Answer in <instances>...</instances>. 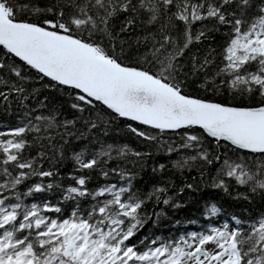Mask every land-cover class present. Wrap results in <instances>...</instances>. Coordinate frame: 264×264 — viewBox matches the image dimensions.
Segmentation results:
<instances>
[{"label":"snow or ice","instance_id":"obj_1","mask_svg":"<svg viewBox=\"0 0 264 264\" xmlns=\"http://www.w3.org/2000/svg\"><path fill=\"white\" fill-rule=\"evenodd\" d=\"M118 120L174 169L264 201V0H0V264H264V212L141 235L172 198L137 185L151 153L101 140Z\"/></svg>","mask_w":264,"mask_h":264},{"label":"trees","instance_id":"obj_2","mask_svg":"<svg viewBox=\"0 0 264 264\" xmlns=\"http://www.w3.org/2000/svg\"><path fill=\"white\" fill-rule=\"evenodd\" d=\"M217 37V42H219ZM208 43V42H206ZM203 50V46H202ZM195 51V48L193 49ZM40 88L39 84L34 85ZM48 96L50 101L58 107L62 105L61 111L67 118H72V110L68 107V97L61 91H50L48 89L41 90V98ZM126 122L118 120L114 122L107 136L100 134V138L107 143L127 144L134 151H140L142 153H151L150 156L143 158L144 167L141 170L137 167L135 170L138 172L137 185L138 187L150 191L153 185L166 187L167 196L171 197L172 200L169 205L160 203L155 207L156 212L162 213L159 223L154 226L149 222L143 229L141 235L149 232L162 235L164 237L176 236L184 231H191L196 229H202L208 226L209 221L215 225L222 224L226 220H230L233 215L245 218L246 220L252 217L258 216L264 212V201L256 200L254 202L235 200L233 195L236 191H244L242 188L231 186L229 193H225L223 190L214 189L207 186L209 183L210 175L214 174V167L205 168V176L202 178L200 175V168L191 167L183 170H176L171 166V160L177 157L173 155L169 158L166 155L158 153L157 150L152 147L149 143L136 137L134 134L127 132L125 128ZM96 135V133H93ZM86 141L74 140L72 145L67 152V159L64 160L63 164L60 165V172L62 176L67 175L68 172L72 171V149L80 150L82 144ZM134 160L135 157H131ZM164 163L167 165L166 169L162 172L153 173V167ZM195 164L196 162H192ZM128 167H133L131 163ZM99 177L93 176L92 184H95ZM65 185L70 183L67 179L64 180ZM193 184L192 188H187L185 185ZM183 189V191H181ZM47 197H59V192H49L41 194ZM40 196L37 197L39 199ZM55 202V201H53ZM174 204L180 205L179 207L173 206ZM212 204H215L221 211L216 217H209L205 219V209L210 208ZM71 202L65 206L66 214L71 211ZM148 209L153 210L152 202L148 204ZM195 220V224H189L188 221ZM176 221H180L176 224Z\"/></svg>","mask_w":264,"mask_h":264}]
</instances>
